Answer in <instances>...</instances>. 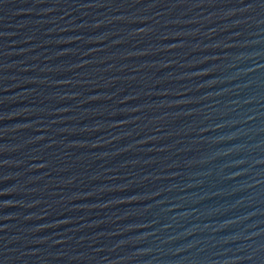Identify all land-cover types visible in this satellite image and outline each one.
Returning a JSON list of instances; mask_svg holds the SVG:
<instances>
[{"label": "water", "instance_id": "95a60500", "mask_svg": "<svg viewBox=\"0 0 264 264\" xmlns=\"http://www.w3.org/2000/svg\"><path fill=\"white\" fill-rule=\"evenodd\" d=\"M0 264H264V0H0Z\"/></svg>", "mask_w": 264, "mask_h": 264}]
</instances>
